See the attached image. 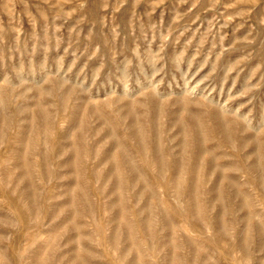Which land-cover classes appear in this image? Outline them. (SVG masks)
Returning a JSON list of instances; mask_svg holds the SVG:
<instances>
[{
	"label": "rangeland",
	"instance_id": "374dc122",
	"mask_svg": "<svg viewBox=\"0 0 264 264\" xmlns=\"http://www.w3.org/2000/svg\"><path fill=\"white\" fill-rule=\"evenodd\" d=\"M0 264H264V0H0Z\"/></svg>",
	"mask_w": 264,
	"mask_h": 264
}]
</instances>
